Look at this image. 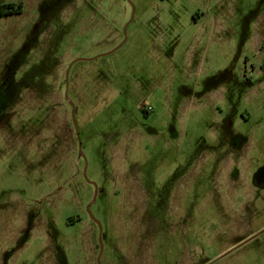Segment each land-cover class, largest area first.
I'll return each mask as SVG.
<instances>
[{"label": "rangeland", "instance_id": "rangeland-1", "mask_svg": "<svg viewBox=\"0 0 264 264\" xmlns=\"http://www.w3.org/2000/svg\"><path fill=\"white\" fill-rule=\"evenodd\" d=\"M10 3L0 264H264V0Z\"/></svg>", "mask_w": 264, "mask_h": 264}, {"label": "water", "instance_id": "water-1", "mask_svg": "<svg viewBox=\"0 0 264 264\" xmlns=\"http://www.w3.org/2000/svg\"><path fill=\"white\" fill-rule=\"evenodd\" d=\"M129 21H131V19H129ZM129 21L126 23V25L125 26H127V24L129 23ZM77 60V59H76ZM75 61V60H74ZM74 61H72L70 64H69V67H68V69H67V71H66V74H65V78H66V83H67V74H68V71H69V69H70V67H71V65H72V63L74 62ZM64 96H65V98L67 99V102L70 104V115H71V119H72V121H73V127H74V129H75V131H76V133H77V136H78V131H77V126H76V118H75V114H74V104H73V102L72 101H70L68 98H67V95H66V93H64ZM78 147H79V156L80 157H82L83 159H84V157H83V153H82V151H81V145H80V141H79V136H78ZM84 171H86L85 170V168H84ZM84 171H83V174H84ZM90 183H92L93 184V182H90ZM93 186L96 188V186H95V184H93ZM94 188V189H95ZM95 199H96V194H94V196L92 197V200L88 203V204H86V206H85V209H86V212H87V214L89 215V217L92 219V221L98 226V229H99V236H98V244H99V252H97V255H96V262L98 263V264H100V256H101V252H103V244H102V242H101V236H102V234H101V227H100V225H99V223L94 219V217L92 216V213H91V211L89 210V207H90V205L91 204H94V202H95Z\"/></svg>", "mask_w": 264, "mask_h": 264}, {"label": "trees", "instance_id": "trees-1", "mask_svg": "<svg viewBox=\"0 0 264 264\" xmlns=\"http://www.w3.org/2000/svg\"><path fill=\"white\" fill-rule=\"evenodd\" d=\"M4 8H6L7 10L2 12V10ZM22 4H17L15 5L14 3H10V4H7V5H0V15L2 16H8L10 14H13V13H20L21 12V9H22Z\"/></svg>", "mask_w": 264, "mask_h": 264}, {"label": "flooded vegetation", "instance_id": "flooded-vegetation-1", "mask_svg": "<svg viewBox=\"0 0 264 264\" xmlns=\"http://www.w3.org/2000/svg\"><path fill=\"white\" fill-rule=\"evenodd\" d=\"M91 221H92V219H91ZM92 223H93V221H92Z\"/></svg>", "mask_w": 264, "mask_h": 264}, {"label": "built area", "instance_id": "built-area-1", "mask_svg": "<svg viewBox=\"0 0 264 264\" xmlns=\"http://www.w3.org/2000/svg\"><path fill=\"white\" fill-rule=\"evenodd\" d=\"M150 108V107H149Z\"/></svg>", "mask_w": 264, "mask_h": 264}]
</instances>
